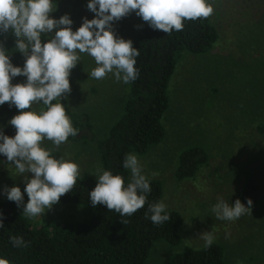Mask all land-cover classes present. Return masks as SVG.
Masks as SVG:
<instances>
[{"label": "rangeland", "instance_id": "obj_1", "mask_svg": "<svg viewBox=\"0 0 264 264\" xmlns=\"http://www.w3.org/2000/svg\"><path fill=\"white\" fill-rule=\"evenodd\" d=\"M209 2L217 40L206 52H185L180 57L168 82L169 105L161 117L163 138L144 153L130 152L137 155L146 176L160 180V201L179 211L183 219L180 242L170 245L156 239L145 264H166L185 246L201 247L204 241L199 234L204 231H212L223 247L225 264H264V175L259 172L264 170V0ZM87 3L54 0L57 10L51 15L59 19L68 14L75 31L84 17L94 18ZM143 23L132 13L115 22L114 30L132 41ZM94 67V59L81 54L80 63L71 70V93L65 99L71 111L89 115L92 127L87 137L68 138L58 148L45 139L42 147L59 149L65 159L79 165L80 174L96 178L93 174L102 166L95 139L105 136L121 114L128 85L117 82L111 73L101 80L89 78ZM25 80L18 76L12 83ZM194 144L204 147L207 162L193 177L178 180L174 170L179 152ZM5 160L0 154V198H6L4 186H19L22 192L25 187ZM218 198L229 203L240 199L245 205L250 198L251 213L236 221L217 220L211 207ZM28 199L24 193L25 203ZM92 207L89 202L59 201L41 216L25 217L37 226L79 221ZM17 209L22 213V208ZM226 233H230L227 238Z\"/></svg>", "mask_w": 264, "mask_h": 264}, {"label": "clouds", "instance_id": "obj_2", "mask_svg": "<svg viewBox=\"0 0 264 264\" xmlns=\"http://www.w3.org/2000/svg\"><path fill=\"white\" fill-rule=\"evenodd\" d=\"M56 10L54 0H0V36H14L15 50L24 57L23 67L14 66L0 41V106L7 103L18 110L8 121L15 128V135L10 137L0 128V154L25 184L23 192L19 186H4L3 194L30 219L51 210L63 195L72 192L80 175L77 163L64 157L53 158L42 142L47 139L58 148L70 136L78 135L62 100L71 93L69 76L80 63L81 54L95 61L89 78L101 80L111 73L117 82L128 84L139 76L135 67L139 50L131 40L116 35L115 22L135 13L153 30L170 35L173 30L182 31L185 20L208 18L214 11L209 0H88L87 10L94 13V18L84 17L73 31L68 14L59 19L52 17ZM18 76L26 80L13 84ZM34 104L42 107L34 109ZM122 166L130 173L127 183L110 170L100 168L93 174L96 185L88 193L91 205H104L121 217H131L147 203L145 217L154 225L169 221L163 201L148 203L150 181L137 155L125 154ZM24 193L29 198L27 203ZM252 205L250 198L247 205L240 199L229 203L218 198L211 212L217 220L236 221L250 214ZM4 226V214L0 212V229ZM229 235L226 233V238ZM199 237L205 249L216 239L212 231H204ZM9 242L16 248L28 246L22 236L12 235ZM0 264L9 262L0 258Z\"/></svg>", "mask_w": 264, "mask_h": 264}, {"label": "trees", "instance_id": "obj_3", "mask_svg": "<svg viewBox=\"0 0 264 264\" xmlns=\"http://www.w3.org/2000/svg\"><path fill=\"white\" fill-rule=\"evenodd\" d=\"M218 38V32L210 17L196 21H184L182 31L173 30L170 35L153 30L144 22L135 33L133 47L139 50L135 67L138 78L128 83V91L122 112L110 125L105 136L95 139L99 160L104 170H110L125 180L130 179L122 166L125 154L135 151L146 152L158 143L164 135L161 122L163 112L169 105L168 82L180 57L189 53L208 51ZM44 39V38H42ZM0 41L8 51L14 66L23 67L24 57L15 50V37L10 33ZM57 101H53L56 103ZM66 113L78 135L69 138L87 137L92 123L86 112H73L66 100ZM27 111V110H25ZM18 110L7 103L0 106V128L10 137L16 130L8 121ZM53 158L63 157L59 149H52ZM208 154L198 144L183 148L178 155L174 175L185 180L207 162ZM264 175V170H260ZM149 178L151 192L148 203L161 198V182ZM254 183H251L253 186ZM96 178L80 174L72 190L59 201L90 203L88 193L95 187ZM246 196L247 194H243ZM147 203L131 217H121L109 211L104 205L92 207L88 216L79 221H54L50 224L32 225L17 209L15 202L0 198V212L4 214V227L0 229V258L12 264H145L153 242L163 239L170 245L180 242L182 215L173 208H167L171 219L161 225H154L145 217ZM127 219V224H121ZM12 235L22 236L28 246L13 247L9 242ZM223 247L214 241L205 249L185 246L171 255L166 264H225Z\"/></svg>", "mask_w": 264, "mask_h": 264}]
</instances>
